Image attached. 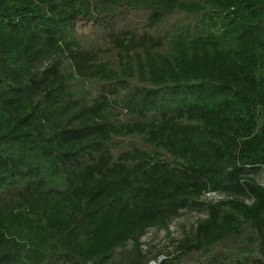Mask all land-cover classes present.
Segmentation results:
<instances>
[{
  "label": "trees",
  "instance_id": "obj_1",
  "mask_svg": "<svg viewBox=\"0 0 264 264\" xmlns=\"http://www.w3.org/2000/svg\"><path fill=\"white\" fill-rule=\"evenodd\" d=\"M261 173L264 0H0V264H264Z\"/></svg>",
  "mask_w": 264,
  "mask_h": 264
},
{
  "label": "rangeland",
  "instance_id": "obj_2",
  "mask_svg": "<svg viewBox=\"0 0 264 264\" xmlns=\"http://www.w3.org/2000/svg\"><path fill=\"white\" fill-rule=\"evenodd\" d=\"M261 182H264V173L258 176ZM217 194H210L209 198H218ZM207 216V211L203 208L185 209L180 215L174 218L169 229H157L155 227L149 228L142 237V248L150 263L160 260L167 252H173L176 247L177 240L182 238L186 232H190L196 225L198 219ZM133 247L132 244L118 249L114 255L116 261L121 264L128 261V251ZM107 264H111L109 261Z\"/></svg>",
  "mask_w": 264,
  "mask_h": 264
}]
</instances>
